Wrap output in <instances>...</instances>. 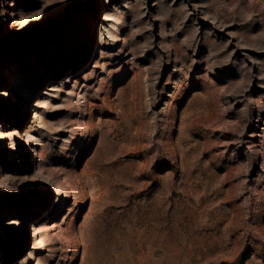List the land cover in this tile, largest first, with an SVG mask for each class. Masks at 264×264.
Masks as SVG:
<instances>
[{"label": "rangeland", "instance_id": "374dc122", "mask_svg": "<svg viewBox=\"0 0 264 264\" xmlns=\"http://www.w3.org/2000/svg\"><path fill=\"white\" fill-rule=\"evenodd\" d=\"M3 88L0 264H264V0H0Z\"/></svg>", "mask_w": 264, "mask_h": 264}, {"label": "bare ground", "instance_id": "6f19581e", "mask_svg": "<svg viewBox=\"0 0 264 264\" xmlns=\"http://www.w3.org/2000/svg\"><path fill=\"white\" fill-rule=\"evenodd\" d=\"M103 16H101V18L103 17V19L105 20V22H107V20H109V18H110V15H109V13L108 12H103V14H102ZM102 41H100V43H99V51H98V55L100 54V53H102V51L100 50L101 49V47H102V43H101ZM15 69V67L13 68V70ZM2 75H4V76H10L11 75V73H8V74H5V73H2ZM0 97H2L3 98V100H1L0 99V101H2L3 103H7V101L8 100H10V97H11V91L8 89V88H3V89H0ZM26 134L28 135L29 133H28V130H26ZM21 234H19V236H20Z\"/></svg>", "mask_w": 264, "mask_h": 264}]
</instances>
